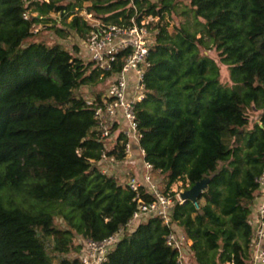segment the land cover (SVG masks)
Listing matches in <instances>:
<instances>
[{"label": "trees", "instance_id": "1", "mask_svg": "<svg viewBox=\"0 0 264 264\" xmlns=\"http://www.w3.org/2000/svg\"><path fill=\"white\" fill-rule=\"evenodd\" d=\"M65 1L0 0V264H82L71 255L83 246L76 237L103 240L127 228L137 209L125 179L102 169L105 150L124 160L123 135L107 150L86 102L85 87L112 72L103 75L62 42L33 40L36 27L86 40L93 25L83 16L66 29L49 16L68 18L83 2L107 23L154 18L146 96L137 104L145 159L173 196L178 181L187 190L209 179L199 208L188 199L172 211L193 262L249 264L264 169V0H188L182 13H193L194 30L164 23L180 0ZM221 64L232 85L222 81ZM169 231L159 217L142 221L103 264H179Z\"/></svg>", "mask_w": 264, "mask_h": 264}, {"label": "built area", "instance_id": "2", "mask_svg": "<svg viewBox=\"0 0 264 264\" xmlns=\"http://www.w3.org/2000/svg\"><path fill=\"white\" fill-rule=\"evenodd\" d=\"M24 17L28 19L29 12H25ZM153 20L149 16L139 23L133 18L129 26L97 20L84 40L88 59L103 71V75L112 72L108 77L111 78L110 85L100 96H86L87 104L93 107L100 138L106 142L107 150H110L115 146L119 135H123L120 141L124 144V160L117 161L105 150L101 160L102 169L105 173L117 174L125 179L130 189L137 194V209L127 222V228L121 227L113 235L100 241L83 238L79 253L82 264H103L127 230L135 229L139 223L151 217H159L170 227L166 242L177 249L179 264H195L190 241L172 217L175 203L184 201L181 198L182 192L175 191L176 195L173 196L171 191L166 192L161 187L160 177L157 179L160 170L154 169L153 164L145 159V150L141 144L143 132L139 125L137 104L146 96L145 72L150 66L149 54L153 43L149 24ZM39 29L36 27L34 33H39ZM121 60V69L114 72ZM111 161L118 165L117 169L107 165L112 164ZM256 181L260 194L255 199L251 214L253 234L249 264H264V169ZM141 192L154 198L143 199ZM194 203L199 208V203Z\"/></svg>", "mask_w": 264, "mask_h": 264}, {"label": "rangeland", "instance_id": "3", "mask_svg": "<svg viewBox=\"0 0 264 264\" xmlns=\"http://www.w3.org/2000/svg\"><path fill=\"white\" fill-rule=\"evenodd\" d=\"M75 1L76 0H66L65 3L75 2ZM89 4H90V2H83L84 6L82 8L76 7L75 8L76 13L69 16L68 18L63 17L59 13H51V14H49L50 22L53 24H57L58 26H64V24L71 26L74 24L75 15L78 14L80 16H83L86 20H88V22L90 24H94L100 18L98 17L99 15L95 12H93L92 14L88 13V11L86 10V6H88ZM188 8H189V1L188 0H180L177 3L176 10L172 13V16H171V14H168V13L165 15L164 23L168 22L170 30L175 26L176 23H178V24L186 23L190 27L191 30H194L195 25H194L193 13L190 11L187 14L182 13L183 10H188ZM30 13H32L31 10H30ZM156 20H158V19H156ZM64 28L66 29L65 26H64ZM200 35H201V33L198 34V36H200ZM33 40L43 41V42H46L47 44H54L56 42L61 41L65 45V47L71 51L75 50L74 49L75 46H81L80 43H81V41H83L82 38H80L74 30H70L69 34H65L63 36H60L54 30H50V29H46V28H43L39 33H37L33 37ZM208 53L211 56L216 57V52L214 50H211V51L209 50ZM83 57H84V55H83ZM221 68H222V81L227 85H232V81L230 80V76H229L228 67L224 64H221ZM110 82H111V78H105V79L99 80V82L97 84H93V85H89V86L85 87L87 90L86 95L91 96V95H94L98 92H104L108 88V86L110 85ZM252 116L255 118H258L257 111L255 113H253ZM113 163H114V161L112 162V164L108 163L107 165H110L112 167ZM158 178L160 180L161 187L164 188V186H165L164 176L157 175V179ZM188 185H189V183L187 181L181 180V181L176 182L172 186V190L176 191V192H184ZM82 242H83L82 236L78 235L75 239V244L78 245ZM71 255L72 256H79V252L78 253L73 252V253H71Z\"/></svg>", "mask_w": 264, "mask_h": 264}, {"label": "water", "instance_id": "4", "mask_svg": "<svg viewBox=\"0 0 264 264\" xmlns=\"http://www.w3.org/2000/svg\"><path fill=\"white\" fill-rule=\"evenodd\" d=\"M209 179H202L196 182L191 188L181 193V198L185 200H191L197 202L201 193L208 187Z\"/></svg>", "mask_w": 264, "mask_h": 264}, {"label": "crops", "instance_id": "5", "mask_svg": "<svg viewBox=\"0 0 264 264\" xmlns=\"http://www.w3.org/2000/svg\"><path fill=\"white\" fill-rule=\"evenodd\" d=\"M61 42V41H59ZM81 46H78L79 47V50H72L75 54H77L78 56H81L82 58L86 59V60H89L88 57L86 56V50H85V47H84V40L81 41L80 43ZM84 55V57H83ZM87 94V93H86ZM88 96V95H86ZM92 96V95H91ZM113 168L117 169L118 168V165L117 164H113L112 166ZM134 169V168H133ZM181 229V228H180ZM190 244H191V241H190Z\"/></svg>", "mask_w": 264, "mask_h": 264}]
</instances>
